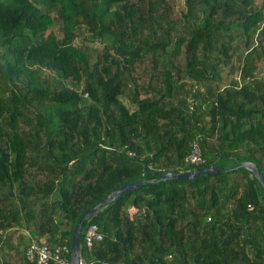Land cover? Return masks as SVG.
Wrapping results in <instances>:
<instances>
[{
    "label": "trees",
    "instance_id": "obj_1",
    "mask_svg": "<svg viewBox=\"0 0 264 264\" xmlns=\"http://www.w3.org/2000/svg\"><path fill=\"white\" fill-rule=\"evenodd\" d=\"M263 67L264 0H0V264L33 242L71 262L84 213L142 175L83 224L85 264H264V189L238 167L264 175Z\"/></svg>",
    "mask_w": 264,
    "mask_h": 264
},
{
    "label": "water",
    "instance_id": "obj_2",
    "mask_svg": "<svg viewBox=\"0 0 264 264\" xmlns=\"http://www.w3.org/2000/svg\"><path fill=\"white\" fill-rule=\"evenodd\" d=\"M238 167H243L253 173V175L257 178L258 182L262 185L264 189V175L262 174L259 166L251 160L243 161ZM236 167V168H238ZM225 171L221 168V166H217L215 164H208L206 166L192 169L188 171H169L166 172L162 177L158 178V181H166V180H191L196 179L199 176H209L219 172ZM149 182H154L156 179H150ZM145 182L144 175L140 178L139 183H124L120 188L112 190L108 193L104 199L98 201L94 204L91 208H89L84 215L80 218L77 227L74 231L73 239H72V249H71V264H82L83 258L81 255V233L83 224L90 219L93 215L97 214L99 210L108 205L109 203L115 201L119 197L123 196L124 194L138 188L142 183ZM11 195L14 194L13 191L10 192Z\"/></svg>",
    "mask_w": 264,
    "mask_h": 264
},
{
    "label": "built area",
    "instance_id": "obj_3",
    "mask_svg": "<svg viewBox=\"0 0 264 264\" xmlns=\"http://www.w3.org/2000/svg\"><path fill=\"white\" fill-rule=\"evenodd\" d=\"M187 161L191 164L203 165L206 162L204 155L202 154L201 147L197 141H194L192 151L187 156ZM103 233L97 224H91L85 232V242L89 248H91L95 241L102 240ZM70 251L66 245H58L55 248L50 247L48 244L33 242L29 249L26 251V257L30 264H50L52 261L58 264H71L64 254ZM85 261L83 259V263Z\"/></svg>",
    "mask_w": 264,
    "mask_h": 264
},
{
    "label": "rangeland",
    "instance_id": "obj_4",
    "mask_svg": "<svg viewBox=\"0 0 264 264\" xmlns=\"http://www.w3.org/2000/svg\"><path fill=\"white\" fill-rule=\"evenodd\" d=\"M182 6L181 5H179V9L181 8ZM76 43L77 44H80V38H78L77 40H76ZM95 45L96 46H101V44L100 43H95ZM264 68V67H263ZM28 234V233H27ZM44 241V240H43ZM13 254V253H12ZM18 253L16 252V255H17ZM18 257V256H17ZM20 260H21V258H20Z\"/></svg>",
    "mask_w": 264,
    "mask_h": 264
},
{
    "label": "clouds",
    "instance_id": "obj_5",
    "mask_svg": "<svg viewBox=\"0 0 264 264\" xmlns=\"http://www.w3.org/2000/svg\"><path fill=\"white\" fill-rule=\"evenodd\" d=\"M206 166V165H205Z\"/></svg>",
    "mask_w": 264,
    "mask_h": 264
}]
</instances>
